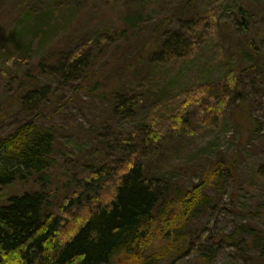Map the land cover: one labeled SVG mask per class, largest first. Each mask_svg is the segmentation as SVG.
<instances>
[{
	"label": "rangeland",
	"instance_id": "374dc122",
	"mask_svg": "<svg viewBox=\"0 0 264 264\" xmlns=\"http://www.w3.org/2000/svg\"><path fill=\"white\" fill-rule=\"evenodd\" d=\"M37 1L0 0V69L5 74L0 88V138L28 118L12 99L17 86L28 79L27 88L48 85L52 92L39 123L56 131V164L48 174L58 198L70 193L87 169L122 162L128 151L120 145L130 135L137 148L151 153L146 164L149 174L188 189L212 162L223 161L222 194L207 190L212 204L189 225L188 252L179 260L160 264H196L198 255L208 250L216 252L208 264H245V260L264 264V258L242 242L230 246L221 241L241 224L264 236V0H73L37 50L27 52L29 39L25 38L30 34L15 28L25 25V14L36 10ZM241 9L250 20L256 52L243 37ZM211 24L218 25L216 33L210 30ZM129 25L132 29L127 30ZM33 28L30 24L28 30ZM122 29L124 37L114 40ZM98 32L114 47L105 52L104 46H94L105 53L93 59L96 53L90 52L89 68L81 72L85 78L56 72ZM175 35L180 41L195 36L194 49L163 45ZM154 36L161 42L160 54L148 60L145 55ZM95 81V90L88 88ZM135 85L151 89L150 97L128 117L115 116L113 91L129 92ZM201 85L229 90L215 127L200 130L192 138L162 127L164 143L156 146L144 140L148 122L168 128L164 118L177 108V96L194 93ZM156 103L160 106L153 110ZM253 120L261 124L259 131ZM38 190L34 178L0 187V205L11 196ZM244 240L250 243L249 238Z\"/></svg>",
	"mask_w": 264,
	"mask_h": 264
},
{
	"label": "trees",
	"instance_id": "16d2710c",
	"mask_svg": "<svg viewBox=\"0 0 264 264\" xmlns=\"http://www.w3.org/2000/svg\"><path fill=\"white\" fill-rule=\"evenodd\" d=\"M72 1L39 0L35 11L26 12L23 18L25 25H19L15 31L30 34L25 38L29 39L26 41L27 52L31 48L37 50L44 38L62 21L64 8ZM239 15L243 37L256 52L250 20L242 9ZM30 24L33 30H28ZM126 27L127 30L132 29L131 25ZM217 27L211 24L210 30L216 33ZM124 35V29L118 30L113 39H122ZM191 37V40L189 37L180 41L175 35L166 39L163 45L176 48L192 46L194 49L195 45L191 44L196 37ZM107 41L98 32L74 50L63 65L55 68L56 72L85 78L81 72L89 68L87 58L90 52L96 53L93 59H99L114 47ZM97 44L104 46L106 51H97L94 48ZM160 44L159 38L154 36L145 58L149 60L159 55ZM227 74V81L231 82L229 69ZM3 77L5 74L0 69V88ZM11 79H6V84ZM97 84L95 81L88 88L95 90ZM201 86L194 93L185 92L177 96V108L164 118L168 128L164 124H156V128L148 122L144 140L156 142V146L164 143L162 127L188 138L200 130L215 127L222 119L229 90ZM27 87L28 79H24L12 99L19 102L28 118L0 138V187L15 182L25 183L34 178L39 190L11 196L0 205V264H160L181 259L189 250V225L212 204L207 190H213L218 196L222 194L225 163L212 162L202 178L188 189L163 180L159 175L149 174L146 164L151 153L137 148L133 135H130L120 145L128 151L122 162L114 166L104 163L87 169L71 192L58 198L50 188L48 174L56 164L53 157L56 131L39 123L43 106L52 92L48 85ZM150 90L137 85L129 92L114 90L112 113L128 117L129 113L145 104L151 95ZM157 103L153 110L159 108ZM194 112L198 115H193ZM252 123L256 125L255 131H259L261 124L257 120ZM244 238H249L250 243H246ZM221 241L230 246L242 242L249 251H256L264 258V236L248 224L237 226ZM215 253L211 250L200 253L196 264L210 263Z\"/></svg>",
	"mask_w": 264,
	"mask_h": 264
}]
</instances>
